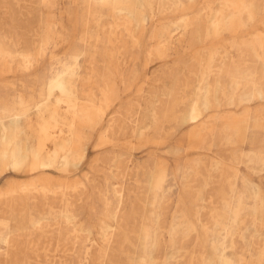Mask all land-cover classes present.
I'll list each match as a JSON object with an SVG mask.
<instances>
[{
	"label": "rangeland",
	"instance_id": "rangeland-1",
	"mask_svg": "<svg viewBox=\"0 0 264 264\" xmlns=\"http://www.w3.org/2000/svg\"><path fill=\"white\" fill-rule=\"evenodd\" d=\"M0 264H264V0H0Z\"/></svg>",
	"mask_w": 264,
	"mask_h": 264
},
{
	"label": "bare ground",
	"instance_id": "bare-ground-1",
	"mask_svg": "<svg viewBox=\"0 0 264 264\" xmlns=\"http://www.w3.org/2000/svg\"><path fill=\"white\" fill-rule=\"evenodd\" d=\"M31 110V109H30ZM23 111V110H22ZM31 112V111H30ZM11 114V113H10ZM14 118V117H13ZM5 152V151H4ZM8 154V153H7ZM14 155V154H13ZM5 155H3V157H4ZM8 158V157H7ZM3 159V158H2ZM1 167H3V166H1Z\"/></svg>",
	"mask_w": 264,
	"mask_h": 264
}]
</instances>
